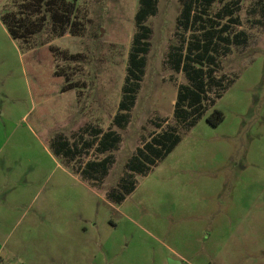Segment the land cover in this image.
Segmentation results:
<instances>
[{
  "label": "rangeland",
  "instance_id": "1",
  "mask_svg": "<svg viewBox=\"0 0 264 264\" xmlns=\"http://www.w3.org/2000/svg\"><path fill=\"white\" fill-rule=\"evenodd\" d=\"M77 3L80 35L24 43L0 0V264H264V0H156L120 126L139 0ZM195 53L210 60L185 58L203 69L186 116L177 56ZM91 128L119 140L96 148Z\"/></svg>",
  "mask_w": 264,
  "mask_h": 264
},
{
  "label": "trees",
  "instance_id": "2",
  "mask_svg": "<svg viewBox=\"0 0 264 264\" xmlns=\"http://www.w3.org/2000/svg\"><path fill=\"white\" fill-rule=\"evenodd\" d=\"M77 1L78 0H13L12 8L2 13L1 21L12 39L20 40L24 43L34 41L36 36L45 29H49L50 33H54L56 36L63 35L66 32L77 36L81 34L84 26L82 18L77 14ZM202 1L210 3L212 0ZM155 4L156 0H139V6L135 13V25L139 31L133 36L132 47L126 65L122 98L118 103L117 112L112 119V123L119 126L125 122L126 115L123 111L128 110L134 104L135 95L139 88V82L145 65L143 55L148 51L147 39L150 33V29L144 24V21L154 12ZM191 12L192 3H185L181 13L182 19L179 20L185 26L192 23ZM190 56L191 57H189V55L184 56V61L180 60V55L177 56V65H179L180 62L182 63L181 68L187 73L189 85L192 83L194 84L193 86H195V88H191L189 85H181L178 88V96L174 106L176 109L180 108L186 116L189 113L194 114L199 112L198 104L202 92L200 77L203 73L201 66L194 67L187 61L192 62L194 58H197V60L200 61L199 63L204 61V59L205 61L210 60V57L206 58V54L195 53ZM185 58L187 61H185ZM207 70L209 74H211L212 70ZM64 90L66 89H62V91ZM181 105H187L189 110H184L185 108H182ZM212 115H217L219 121L223 118L220 111H214ZM212 124L216 125V122L212 121ZM91 130L94 133L93 139L94 142H96V148L98 146V148L101 147L103 150H107L113 147L119 140L118 134H114L115 132L111 129L103 131L100 128H91ZM154 139L155 137H153V140ZM177 141V137L169 140L163 154H168ZM59 144L60 149L65 145L64 142H59ZM83 144L90 148L93 143L83 141ZM150 151L154 152L152 147H150Z\"/></svg>",
  "mask_w": 264,
  "mask_h": 264
},
{
  "label": "crops",
  "instance_id": "3",
  "mask_svg": "<svg viewBox=\"0 0 264 264\" xmlns=\"http://www.w3.org/2000/svg\"><path fill=\"white\" fill-rule=\"evenodd\" d=\"M82 144H83V142H82ZM84 145V144H83Z\"/></svg>",
  "mask_w": 264,
  "mask_h": 264
}]
</instances>
